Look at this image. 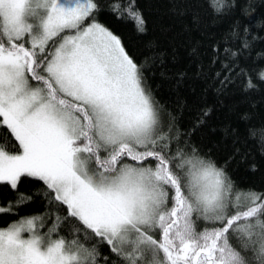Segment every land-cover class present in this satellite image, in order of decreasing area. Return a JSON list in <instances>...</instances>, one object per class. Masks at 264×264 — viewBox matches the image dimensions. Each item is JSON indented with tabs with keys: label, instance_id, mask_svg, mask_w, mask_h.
Listing matches in <instances>:
<instances>
[{
	"label": "snow or ice",
	"instance_id": "snow-or-ice-1",
	"mask_svg": "<svg viewBox=\"0 0 264 264\" xmlns=\"http://www.w3.org/2000/svg\"><path fill=\"white\" fill-rule=\"evenodd\" d=\"M208 2L226 15L238 0ZM111 10L146 34L136 0ZM100 11L97 0H0V185L44 186L0 213L45 201L0 226V264H264V192L190 143L144 75L162 57L138 64ZM257 143L264 153V135Z\"/></svg>",
	"mask_w": 264,
	"mask_h": 264
},
{
	"label": "trees",
	"instance_id": "trees-1",
	"mask_svg": "<svg viewBox=\"0 0 264 264\" xmlns=\"http://www.w3.org/2000/svg\"><path fill=\"white\" fill-rule=\"evenodd\" d=\"M97 2L102 9L99 22L121 38L134 61L140 64L146 58L162 57V65H153L148 59L144 75L190 143L218 165L227 164L226 170L239 188L264 192V153L257 143L264 135V81L258 79L264 71V0H238L226 15H215L208 0H185L176 5L190 10L183 16L171 11L174 5L169 0H136L146 21L143 35L135 31L132 21L117 19L111 10L113 5L123 9L126 0ZM193 12L200 17L198 24L193 22ZM237 22L238 36L234 37L231 33ZM245 38L250 48L243 47ZM249 79L256 87L246 90ZM205 110L208 115L203 117ZM200 119L203 124H198ZM249 128L256 130L257 139L249 138ZM0 133H8L10 138L6 127ZM43 188L30 178H21L16 190L0 185V208L14 202L17 192L32 195ZM44 210L41 193L15 214L0 213V226ZM101 251L111 257L106 246Z\"/></svg>",
	"mask_w": 264,
	"mask_h": 264
}]
</instances>
